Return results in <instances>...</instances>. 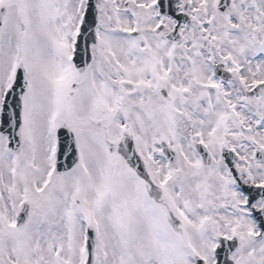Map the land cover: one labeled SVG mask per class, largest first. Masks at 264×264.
Segmentation results:
<instances>
[{
	"label": "rangeland",
	"instance_id": "374dc122",
	"mask_svg": "<svg viewBox=\"0 0 264 264\" xmlns=\"http://www.w3.org/2000/svg\"><path fill=\"white\" fill-rule=\"evenodd\" d=\"M215 1L182 0V5L190 4V23L179 31V46L174 51L177 81L166 82L163 96L160 83L163 75H168L158 74L159 80L149 79L146 88L152 97L144 94L140 98L139 88L132 87L138 85L134 81L148 79L156 68L152 61L143 65L142 56L133 58L136 50L128 45L143 41L149 44L151 57L159 55L163 44H168L165 38L173 26L166 19L161 23L164 32L151 34L160 25L151 0H99L98 54L84 75L82 71L76 75L67 62L76 12L82 11L83 0H0V8H5L0 32V97L11 84L18 63L23 64L29 79L21 154L9 155L0 140V264H81L85 259L81 252L83 225L95 233V264H189L184 260L190 247L187 234L185 241L176 240L165 229L147 192L122 159L102 158L103 146L98 142L102 135L83 124L88 119L105 126L108 140H118L120 132L126 131L135 136V145L144 158L146 154L155 155V160L144 161L152 183L168 202L176 189L181 192L176 198L179 205L191 207L197 199H207L211 218H222L230 230L239 227L243 242L247 240L246 231L254 233V226L244 216L243 198L229 179L219 151L226 147L238 153L241 178L264 185V90L249 98L235 89L232 81L223 85L205 78L209 73L207 63L223 62L236 74L235 81L253 84L264 80V59L255 55L263 51L254 44V38L261 34L248 37L252 44H244L241 38L234 41L236 34L225 29V21L232 11L239 15L245 9L233 0L227 18L218 16ZM138 7L141 27L135 29V40L128 41L120 34H129L133 21L128 17L131 12L138 15ZM145 27L150 30L146 40L141 37ZM252 29L246 28L245 33ZM103 47H108L110 54ZM255 58L259 59L257 63ZM114 82L118 92L113 110L111 103L101 99H106V86ZM205 86L209 87L206 91ZM52 115V128L66 124L77 133L79 166L64 179L53 176V188L46 184L43 189L53 160L54 142L48 122ZM159 141L175 151L178 165L164 164ZM196 142L213 154L209 166L198 173L192 148ZM255 152L260 159L254 158ZM35 187L50 193L35 197ZM23 203L29 206L28 217L15 228L14 218ZM255 207L260 209L261 204ZM124 215L127 221L123 227L120 218ZM252 243H245L239 252L252 248ZM261 243L263 255L264 237L253 245L260 248ZM263 256L256 257V262H264Z\"/></svg>",
	"mask_w": 264,
	"mask_h": 264
},
{
	"label": "water",
	"instance_id": "95a60500",
	"mask_svg": "<svg viewBox=\"0 0 264 264\" xmlns=\"http://www.w3.org/2000/svg\"><path fill=\"white\" fill-rule=\"evenodd\" d=\"M95 1V0H93ZM166 0H159L158 6L160 8V12L162 15H171V17L176 20L177 26L174 28L172 33V37L175 35L177 29L180 27L181 23L184 22V18L177 17L175 15L172 16L171 11H168L165 7ZM164 9V10H163ZM96 12L94 7L87 11L86 13V23L83 26L81 31V35L78 39V54L75 59L76 66H83L86 65L88 62V44L94 42V28H95V20H96ZM173 39V38H171ZM16 82L14 86L11 88L10 92L7 95L8 99L12 100L5 111L1 112L0 115V134L6 136L7 140V147L11 151H15L19 147V127H20V99L21 95L23 94V90L21 87V83L24 81L23 78V71L20 69L18 75H16ZM58 137V153H57V163L60 172L64 171L61 170L63 163H67L69 161V167H73L77 161V156L75 152V144L73 139L69 144L62 136L61 132L57 134ZM164 153L167 154V158L171 159L172 156L167 152L166 149H162ZM118 152L122 155L125 161L130 165L139 176H143V171L140 167V163L134 157L133 145L129 140H122L121 146L118 148ZM202 156L203 161H207L205 153L203 151H199ZM222 158L229 170L230 176L235 181L236 185L247 195L248 200L255 199V197L262 196L264 198V189H255V188H248L243 185V183L239 180L238 175L234 168V157L231 153H226L222 151ZM66 169V168H65ZM256 200H252L250 206ZM262 222V221H261ZM263 224V223H262ZM234 245L231 246V249H234ZM92 249H93V239L92 234L88 237V260L87 264H92ZM225 258L227 255H224Z\"/></svg>",
	"mask_w": 264,
	"mask_h": 264
},
{
	"label": "flooded vegetation",
	"instance_id": "af4514ba",
	"mask_svg": "<svg viewBox=\"0 0 264 264\" xmlns=\"http://www.w3.org/2000/svg\"><path fill=\"white\" fill-rule=\"evenodd\" d=\"M107 145L111 152L113 146L111 143H107ZM149 194L157 205L156 211L162 217L166 230L168 231L169 229L172 232L170 234L176 240L184 241L183 237L186 234L190 235L188 236V240L190 241L191 248L186 249L188 252L190 251L189 254L200 257L203 260V264H213L212 255L217 239L221 237L232 238L230 237L232 232L229 231V224L224 222L220 217L211 218L206 216L209 210L207 201L198 202L197 204L192 202L191 207H186L184 204L179 206L178 203L174 202L171 207H168L161 191L156 190L152 185H150ZM163 199L164 201H162ZM242 245L240 243L241 247ZM238 253L239 256H237ZM238 253H233L229 256L233 264H255V257L254 261H252L253 256H262L260 248L242 249Z\"/></svg>",
	"mask_w": 264,
	"mask_h": 264
},
{
	"label": "bare ground",
	"instance_id": "6f19581e",
	"mask_svg": "<svg viewBox=\"0 0 264 264\" xmlns=\"http://www.w3.org/2000/svg\"><path fill=\"white\" fill-rule=\"evenodd\" d=\"M144 94H145V91H142L139 93V96H141L140 98H144ZM143 96V97H142Z\"/></svg>",
	"mask_w": 264,
	"mask_h": 264
}]
</instances>
